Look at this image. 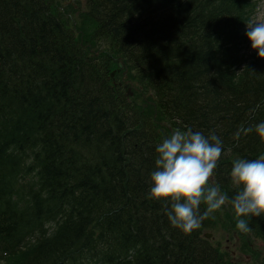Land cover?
<instances>
[{"label": "trees", "instance_id": "1", "mask_svg": "<svg viewBox=\"0 0 264 264\" xmlns=\"http://www.w3.org/2000/svg\"><path fill=\"white\" fill-rule=\"evenodd\" d=\"M254 8L253 0H0V242L14 250L0 264H219L196 234L171 226L167 206L148 195L150 176L170 125L222 139L213 176L229 198L233 161L264 154V139L244 133L264 121V59L244 30ZM119 58L152 94L129 98L105 82ZM30 150L40 179L22 193L23 209L1 204ZM248 224L264 240V215ZM27 234L35 241L21 248Z\"/></svg>", "mask_w": 264, "mask_h": 264}, {"label": "clouds", "instance_id": "2", "mask_svg": "<svg viewBox=\"0 0 264 264\" xmlns=\"http://www.w3.org/2000/svg\"><path fill=\"white\" fill-rule=\"evenodd\" d=\"M245 35L251 50L264 59V21H249ZM252 131L264 139V121L244 129L245 134ZM240 135L238 131L234 139ZM155 151L148 195L167 206L166 215L174 228L190 233L200 227L208 213L220 210L229 201L236 216L235 226L243 233L250 230L248 219L264 215V154L233 161L230 177L237 190L229 198L219 185L209 182L223 151V141L215 132L205 135L193 129L176 130ZM202 203L207 206L203 214Z\"/></svg>", "mask_w": 264, "mask_h": 264}, {"label": "rangeland", "instance_id": "3", "mask_svg": "<svg viewBox=\"0 0 264 264\" xmlns=\"http://www.w3.org/2000/svg\"><path fill=\"white\" fill-rule=\"evenodd\" d=\"M258 14L255 16L253 21H262L261 19H263L264 17V0H259V6H258Z\"/></svg>", "mask_w": 264, "mask_h": 264}, {"label": "bare ground", "instance_id": "4", "mask_svg": "<svg viewBox=\"0 0 264 264\" xmlns=\"http://www.w3.org/2000/svg\"><path fill=\"white\" fill-rule=\"evenodd\" d=\"M82 62L83 61L81 59L76 60V64H79V63H82ZM167 247H170V246H167ZM152 248L154 249L155 247H152ZM191 248H192V250H196L197 251L196 246L191 245ZM166 260H167V263H169V259L167 257H166ZM192 260H193V256H192ZM173 264H178V263H177V261H173Z\"/></svg>", "mask_w": 264, "mask_h": 264}]
</instances>
